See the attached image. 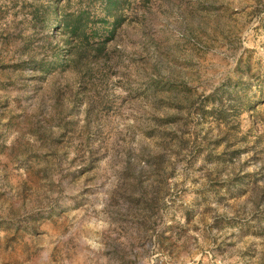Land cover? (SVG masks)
Returning a JSON list of instances; mask_svg holds the SVG:
<instances>
[{"label":"rangeland","instance_id":"rangeland-1","mask_svg":"<svg viewBox=\"0 0 264 264\" xmlns=\"http://www.w3.org/2000/svg\"><path fill=\"white\" fill-rule=\"evenodd\" d=\"M0 264H264V0H0Z\"/></svg>","mask_w":264,"mask_h":264}]
</instances>
